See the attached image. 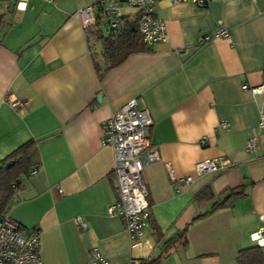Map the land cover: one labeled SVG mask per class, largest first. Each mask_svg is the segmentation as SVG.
Returning <instances> with one entry per match:
<instances>
[{
	"label": "crops",
	"instance_id": "obj_1",
	"mask_svg": "<svg viewBox=\"0 0 264 264\" xmlns=\"http://www.w3.org/2000/svg\"><path fill=\"white\" fill-rule=\"evenodd\" d=\"M18 1L0 0V162L34 141L35 172L20 177L7 214L39 234L43 264H83L94 250L111 264H236L264 226V94L242 88L264 82V0H157L168 40L105 71L103 38L125 21L136 29V8L120 3L117 27L97 8L84 29L79 9L92 0ZM219 28L229 36L215 37ZM132 98L151 117L160 157L143 168L152 224L136 247L108 212L119 192L102 141V122ZM213 157L230 165L196 175L194 164ZM166 163L191 182L173 185ZM230 189L242 196L213 209Z\"/></svg>",
	"mask_w": 264,
	"mask_h": 264
},
{
	"label": "built area",
	"instance_id": "obj_2",
	"mask_svg": "<svg viewBox=\"0 0 264 264\" xmlns=\"http://www.w3.org/2000/svg\"><path fill=\"white\" fill-rule=\"evenodd\" d=\"M25 1L19 0L17 8L24 9ZM169 1L172 3L191 1L203 7L208 4V0ZM123 2L137 9V30L147 46L168 40L166 23L156 14L157 0H92V3L79 9L83 28L87 29L90 26L97 8L109 17L111 27H117L121 17L119 4ZM22 3L23 7L20 6ZM214 36L228 37L229 32L227 29L219 28ZM210 38L211 36L205 35L201 40L207 41ZM242 88L249 89L253 95L264 94V82L252 87L243 85ZM10 103L14 109L23 105L16 100ZM151 124L148 111L139 107L135 98L129 99L102 122V141L113 149V173L119 192V199L108 208V212L119 216L123 221L131 247L141 245L144 230L152 224L143 168L148 163L159 161L160 157L148 137ZM258 127L264 132V104L259 108ZM257 146L256 137L250 136L246 141L247 150L253 152ZM229 165L228 160L217 157L206 158L194 164V171L196 175H200ZM166 169L171 182L177 187H180L182 182L189 183L192 180L191 175L182 179L176 177L169 163H166ZM33 172H35L34 168L30 173ZM8 207L0 217V264H43L39 234L33 232L25 235L22 225L7 214ZM250 239L255 245L264 248V226L252 232ZM143 263L144 259L131 257L123 264ZM83 264L111 263L99 251L94 250Z\"/></svg>",
	"mask_w": 264,
	"mask_h": 264
},
{
	"label": "trees",
	"instance_id": "obj_3",
	"mask_svg": "<svg viewBox=\"0 0 264 264\" xmlns=\"http://www.w3.org/2000/svg\"><path fill=\"white\" fill-rule=\"evenodd\" d=\"M4 23V14L0 13V29ZM117 33L103 38L104 56L108 61L103 71L122 63L126 57L134 52L148 50L142 41L137 28L131 30L128 21L123 22ZM34 141L29 140L19 145L11 154L0 162V217L6 212L7 206L19 186L20 177L29 175L31 165L29 151ZM7 163H11L7 166ZM241 190L230 189L224 197L216 201L213 209L223 207L231 202L234 197L242 196ZM236 264H264V250L257 245L241 248L235 258Z\"/></svg>",
	"mask_w": 264,
	"mask_h": 264
},
{
	"label": "water",
	"instance_id": "obj_4",
	"mask_svg": "<svg viewBox=\"0 0 264 264\" xmlns=\"http://www.w3.org/2000/svg\"><path fill=\"white\" fill-rule=\"evenodd\" d=\"M131 25H133V21L131 22ZM11 163H7V166H9Z\"/></svg>",
	"mask_w": 264,
	"mask_h": 264
}]
</instances>
